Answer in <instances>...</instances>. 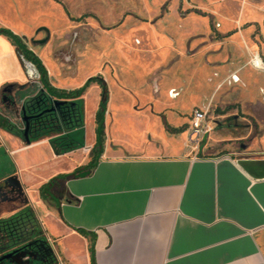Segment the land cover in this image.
Returning <instances> with one entry per match:
<instances>
[{
	"label": "crops",
	"instance_id": "obj_1",
	"mask_svg": "<svg viewBox=\"0 0 264 264\" xmlns=\"http://www.w3.org/2000/svg\"><path fill=\"white\" fill-rule=\"evenodd\" d=\"M12 7L0 0V26L29 38V25ZM45 68L49 79L51 70ZM38 79L29 78L14 46L0 35V97L7 86ZM91 132L87 142L78 124L47 126L30 133L25 142L0 120V197L5 189L19 192V198L0 203V233L11 230L24 238L0 250V260L264 264V152L203 153L200 147L179 152L175 150L182 143L176 140H170L175 146L139 154L103 148L91 171L59 177L92 159L96 134ZM82 147L89 148L88 155L64 165L55 162ZM44 166L49 169L40 175ZM17 175L24 192L10 180ZM52 178L49 188L40 190ZM34 182L37 190L30 198L36 205L26 189Z\"/></svg>",
	"mask_w": 264,
	"mask_h": 264
},
{
	"label": "rangeland",
	"instance_id": "obj_2",
	"mask_svg": "<svg viewBox=\"0 0 264 264\" xmlns=\"http://www.w3.org/2000/svg\"><path fill=\"white\" fill-rule=\"evenodd\" d=\"M4 1L29 25L27 45L51 70L49 81L57 88H77L92 76L103 80L104 148L139 154L176 140L182 145L175 151L189 152L195 148L191 112L200 108L211 128L200 143L203 153L264 152V69L252 65L256 55L264 62V0ZM43 27L49 38L40 43L47 35ZM36 84L34 93L45 95ZM101 92L91 83L74 101L87 142L95 134L92 114ZM9 104L11 112L0 108V114L14 120L20 105ZM164 121L185 130L168 133ZM88 149L55 162L80 159ZM44 167L40 175L49 169ZM37 185L26 186L34 205L30 194Z\"/></svg>",
	"mask_w": 264,
	"mask_h": 264
},
{
	"label": "flooded vegetation",
	"instance_id": "obj_3",
	"mask_svg": "<svg viewBox=\"0 0 264 264\" xmlns=\"http://www.w3.org/2000/svg\"><path fill=\"white\" fill-rule=\"evenodd\" d=\"M25 38V37H24ZM26 40V38H25ZM39 82V79H38ZM40 83V82H39ZM41 85V84H40ZM37 84L36 82H31L29 84H25L23 86L21 85H10L6 87V90L2 92V95L0 97V108L7 110L11 112V106L9 103H14L18 101L19 99L25 100L26 99V108L29 107V110L27 111V114L31 116V130L30 133H34L41 127H57L60 129L63 128H69L74 125H79V111L78 107L75 101V99L70 98H56L59 100L64 101L63 104H57L56 108L57 110L54 112L52 110L42 112V115L39 117H34L39 115L42 109L40 108H51L53 105L51 103V100L44 95L43 93H39L38 90L34 93L36 90ZM42 87V85H41ZM42 89L45 91V89L42 87ZM32 92V93H30ZM103 92V90H102ZM101 92V94H102ZM28 93V94H26ZM47 93V92H46ZM48 94V93H47ZM36 97L34 100H29L27 98ZM53 98V97H52ZM103 98V97H102ZM100 98V100L102 99ZM77 99V98H76ZM99 100V101H100ZM36 102H41V107H39ZM36 104V105H35ZM9 110H8V109ZM41 114V113H40ZM13 116H15L14 120H18V125L21 128H24V123L20 120V117H17L16 114L13 112ZM0 120L1 114H0ZM16 130V129H15ZM22 133V132H21ZM32 135V134H31ZM14 191V190H13ZM18 191L12 192L11 190L5 189V191L2 193V196L0 197V201L6 199V200H15L19 198ZM0 250H6V248L11 244L14 243L15 240L19 241L24 239L20 235H15L14 232L11 230H4L0 233ZM0 264H7V260H0ZM48 264V263H45Z\"/></svg>",
	"mask_w": 264,
	"mask_h": 264
},
{
	"label": "trees",
	"instance_id": "obj_4",
	"mask_svg": "<svg viewBox=\"0 0 264 264\" xmlns=\"http://www.w3.org/2000/svg\"><path fill=\"white\" fill-rule=\"evenodd\" d=\"M0 35H3L10 41V43L14 46L18 55L21 54L25 59L29 60L31 63L34 64V66L36 67L39 73V82L49 96L53 98L76 99L79 98L81 95H83V93L86 91V89L89 87L91 83H96L102 88L104 95L103 98L99 101L98 109L95 113L96 143L93 146V157L91 161H89L86 165L75 169L73 172L69 174L67 173L60 174L59 177H68L70 175H77L91 171L95 164V157L101 154L104 148V118L106 112L107 93H106V86L103 80L100 77L92 76L89 77L87 80H85V82L77 88L70 90L56 88L50 84L47 70L42 63V60L35 53H33L32 50L28 48L27 42L24 37L15 34L9 28L3 26H0ZM164 126H165V130L171 134L181 133L185 130L183 127H172L166 121H164ZM54 179L55 178H52L48 183L41 186L40 190L43 191L49 188V186L54 181Z\"/></svg>",
	"mask_w": 264,
	"mask_h": 264
},
{
	"label": "water",
	"instance_id": "obj_5",
	"mask_svg": "<svg viewBox=\"0 0 264 264\" xmlns=\"http://www.w3.org/2000/svg\"><path fill=\"white\" fill-rule=\"evenodd\" d=\"M43 29L46 31L47 35L44 39L42 40H39L40 43H43L45 42L48 38H49V32L46 28L43 27ZM34 53V52H33ZM19 58H20V61L22 63V66L25 70V72L28 74L29 78L32 79V78H38L39 77V73H38V70L36 69V67L34 66L33 63H31L29 60L25 59L21 54L18 55ZM6 90V88L4 89V91ZM45 95L51 100V103H52V107L51 108H40L42 109L41 110V114L39 113V115L37 116H34V117H39L40 115H42V112L44 113L45 111H49V110H52V111H56L57 108V104H63L64 101L62 100H54L52 99L51 96H49L46 92H45ZM104 95V92H102L101 94V98L103 97ZM36 97H31V98H28L30 101L31 100H34ZM16 103L18 104V106L20 105V110H16L17 113H16V116L17 117H20V120L24 123V128H21L19 125H18V120H13L9 117H6L5 115L1 114V118L2 120H4V122L6 123L7 126L9 127H13L14 129H16V131H19L21 133V136L23 138V140L25 142H29L30 140V130H31V116H29L27 114V111L29 110V107L26 108V99L25 100H22V101H16ZM36 104L41 107V102H36ZM35 104V105H36Z\"/></svg>",
	"mask_w": 264,
	"mask_h": 264
},
{
	"label": "built area",
	"instance_id": "obj_6",
	"mask_svg": "<svg viewBox=\"0 0 264 264\" xmlns=\"http://www.w3.org/2000/svg\"><path fill=\"white\" fill-rule=\"evenodd\" d=\"M252 65L259 69H264V62L258 55L252 60ZM206 122V111L200 108H194L191 112V122L189 133L192 136L190 139L195 142V149L200 147V143L204 136L211 130L207 126Z\"/></svg>",
	"mask_w": 264,
	"mask_h": 264
},
{
	"label": "bare ground",
	"instance_id": "obj_7",
	"mask_svg": "<svg viewBox=\"0 0 264 264\" xmlns=\"http://www.w3.org/2000/svg\"><path fill=\"white\" fill-rule=\"evenodd\" d=\"M237 80V79H236Z\"/></svg>",
	"mask_w": 264,
	"mask_h": 264
}]
</instances>
